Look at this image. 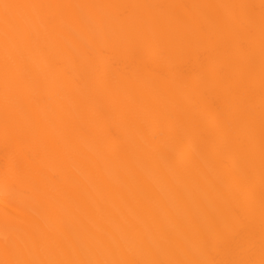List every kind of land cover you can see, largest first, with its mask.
I'll use <instances>...</instances> for the list:
<instances>
[{
	"label": "bare ground",
	"instance_id": "bare-ground-1",
	"mask_svg": "<svg viewBox=\"0 0 264 264\" xmlns=\"http://www.w3.org/2000/svg\"><path fill=\"white\" fill-rule=\"evenodd\" d=\"M0 264H264V0H0Z\"/></svg>",
	"mask_w": 264,
	"mask_h": 264
}]
</instances>
